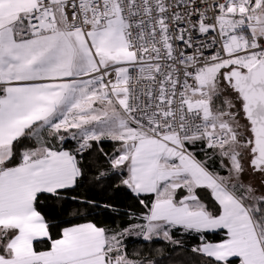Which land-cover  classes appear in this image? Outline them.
<instances>
[{"label": "snow or ice", "instance_id": "snow-or-ice-1", "mask_svg": "<svg viewBox=\"0 0 264 264\" xmlns=\"http://www.w3.org/2000/svg\"><path fill=\"white\" fill-rule=\"evenodd\" d=\"M93 154L139 222L68 195ZM130 236L264 264V0H0V264H156Z\"/></svg>", "mask_w": 264, "mask_h": 264}, {"label": "trees", "instance_id": "trees-1", "mask_svg": "<svg viewBox=\"0 0 264 264\" xmlns=\"http://www.w3.org/2000/svg\"><path fill=\"white\" fill-rule=\"evenodd\" d=\"M103 146L105 151H109L113 145L111 142H105ZM88 163L91 165V168L87 170V175L81 186L75 191L69 192L68 195H78L81 199H88L99 205H112V208L109 210L98 209L97 212L102 213L101 215H97V212L92 213L97 219H103L105 223L112 227L120 228L127 226L130 222H139L130 221L129 217L125 215L129 211L138 212L141 210L140 205L133 199L127 189L122 187L117 189L115 185L106 186V181L101 180L97 182L94 179L99 171L106 169V160L103 157L96 159L95 154H93L88 157ZM66 207L71 212L78 205L69 201ZM80 210L86 214L85 208H81ZM177 237L180 238L179 234H177ZM222 237L223 233H219L211 235L210 239L219 240ZM125 244L130 254L135 255L139 253L144 257L153 259L156 261V264H186L187 261L193 259L191 253H185L179 249L173 251L172 246L163 240L148 242L142 238L130 236L126 237Z\"/></svg>", "mask_w": 264, "mask_h": 264}]
</instances>
